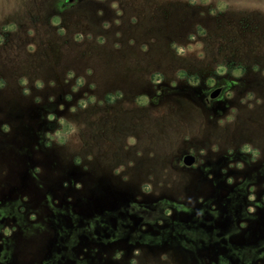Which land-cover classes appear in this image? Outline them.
<instances>
[{
    "label": "rangeland",
    "instance_id": "rangeland-1",
    "mask_svg": "<svg viewBox=\"0 0 264 264\" xmlns=\"http://www.w3.org/2000/svg\"><path fill=\"white\" fill-rule=\"evenodd\" d=\"M109 2L17 0L3 20L17 31L0 33V264H264V14L228 4L209 15L216 0L204 8L187 0H118L116 16ZM53 16L59 23L50 22ZM197 41L202 59L195 51L177 56L171 47ZM217 64L229 72L215 76ZM235 66L243 70L239 78L230 75ZM69 69H91L75 93L73 81L63 83ZM178 70L184 79L176 78ZM152 73L163 77L160 84L149 81ZM193 75L195 87L187 83ZM208 76L222 87L221 99L205 100L213 89L204 84ZM86 92L97 99L109 93L112 103L69 112ZM248 93L252 98L241 104ZM139 95L149 98L147 106L133 103ZM233 107V121L218 125ZM49 113L75 128L62 145L47 141L45 133L60 128ZM127 137L136 144L125 150ZM243 143L259 151L254 162L239 152ZM189 148L195 167L181 163ZM237 161L242 168L228 167ZM143 183L150 192H142Z\"/></svg>",
    "mask_w": 264,
    "mask_h": 264
},
{
    "label": "clouds",
    "instance_id": "clouds-1",
    "mask_svg": "<svg viewBox=\"0 0 264 264\" xmlns=\"http://www.w3.org/2000/svg\"><path fill=\"white\" fill-rule=\"evenodd\" d=\"M117 2L118 0H110L109 2V7L112 8V9H117ZM211 2V0H187V3L190 5V6H200L202 8L204 7H207V5ZM228 4H231L233 5V9L235 11L237 10H246L248 12H252V11H258L260 12L261 14H264V0H216V6H215V9L213 8H208V14L209 15H214L216 11H223L227 6ZM18 3H17V0H0V33H14L17 31V25L16 23L14 22H9L7 24L3 23V20L5 18L6 15H8L9 11L18 7ZM97 15H102V12L101 10H97ZM115 15L116 16H119L121 15L120 11L117 9V11L115 12ZM200 15H204L203 12L200 13ZM53 25L59 23V18L58 17H55L53 16L51 18V21H50ZM134 22V20H133ZM113 24H119V21L118 20H113L112 21ZM102 27L103 28H108L109 25L107 22H102ZM60 32L62 33L63 32V29L60 30ZM27 34L29 36L32 35V31L31 29H27ZM197 34L198 35H203V31L199 29V26H197ZM117 36H119V33H116ZM90 38V37H89ZM75 39L79 40L80 39V36L77 35L75 37ZM187 39L189 41H194L196 39V36L193 35V34H189ZM3 40H4V37L3 35H0V44L3 43ZM97 42L98 43H103V39L100 38V37H97ZM129 43H131V41H129ZM115 46H118V45H114ZM28 50L31 51L33 50V46L31 44H29L28 46ZM171 47L175 50V54L177 56H183L186 52H193L195 51L196 55L198 58H203V53L200 52V51H196L197 49H200L201 48V44L199 41H197L195 43V45L189 43V44H186V45H177L175 43L171 44ZM255 67H253V71H255ZM213 73L215 76H224L226 73L229 72V69L222 65V64H217L213 67L212 69ZM242 72L243 70L239 67V66H235L233 67L231 70H230V75L233 76V77H236V78H239L241 75H242ZM91 69H85V72H84V75H77L75 72H73L71 69L67 70L64 74V79H63V83L64 84H68L69 81H73V83L71 84L70 86V92L71 93H75L78 89H80L81 87H83L86 83L85 81V76H91ZM175 76L177 79H184L185 77V72L183 70H178L176 73H175ZM149 81L155 86V85H158L161 83L163 77L159 74V73H152L149 77H148ZM233 84L236 82L235 80H232L231 81ZM20 85H24L26 83L25 80L21 79L19 81ZM187 83L190 85V86H197L200 81L198 79L197 76L193 75V76H190L187 78ZM204 84L206 86V88L208 89H212L214 88V86H216V80L214 79L213 76H208L205 81H204ZM33 85L36 89H41L44 85H43V82L39 79L35 80L33 82ZM48 86L49 87H54L55 86V82L53 80H49L48 81ZM170 86L172 87H175V80L173 81H170ZM0 87H3V81H0ZM87 87L88 89L90 90H93L95 89V83L93 82H89L87 84ZM22 91H23V94L24 95H28L29 94V90L27 87H23L22 88ZM157 95H159V91H157L156 93ZM117 96L120 95V93L117 92L116 94ZM232 95L233 93L231 91H225L223 93V97L226 98V99H231L232 98ZM252 98L251 94L248 93L246 94L245 98H242L240 100V103L243 104L245 103V99H248L250 100ZM49 99V102H51L54 97L52 96H49L48 97ZM64 99L67 101V100H70L71 99V96L70 95H65ZM217 100L221 99V96H217L216 97ZM107 101L108 103H112V96L107 93L104 95L103 99H97L95 95H89L87 92L83 94L82 98L78 99L77 102H76V105L75 106H72L69 108V112H75L77 110V108L83 110V109H86L89 105H92V104H96L98 106H101L104 101ZM35 102H39V97H36L35 98ZM133 103L138 106V107H145L148 105L149 103V98L146 96V95H139V96H136ZM256 103H260L259 100L256 101ZM249 109H251L253 107L252 104H248L247 105ZM58 108L62 109L63 108V105H59ZM229 113H232L234 114L235 113V108H230L229 111H228V114L226 116H224L222 119H218L217 120V124L220 125L221 127L224 125V123L227 121V122H232L233 119H234V116L233 115H230ZM46 119L48 121H52L54 119L57 120V123L60 125V128L55 131L54 133H45V136L47 137V141L48 142H51V141H56L58 144H63L67 138V135L70 133V132H73L75 131V128L74 126L66 121L64 118H56L53 114L49 113L46 117ZM5 130L6 127H5ZM185 140L189 139L188 136H185L184 137ZM136 144V141L133 137H127L125 138V150H127L128 147L130 146H134ZM218 150L217 148V145L216 144H212L211 145V151L212 152H216ZM189 154H193V150L191 148H189L188 150ZM226 152L228 155H231L232 154V148L231 147H228L226 149ZM239 152L240 153H243V154H250V159L251 161H255L257 159V157L260 155L259 151L254 148L251 144L249 143H243L240 145L239 147ZM142 153L140 151H137L135 153L136 156H140ZM199 154L201 156L204 155V149H200L199 150ZM148 155L151 157L152 156V153H148ZM87 159H91V157H87ZM75 163L79 164L80 163V158L79 157H76L75 158ZM128 166L131 167L132 166V161L129 160L128 162ZM196 165L193 164L192 167H195ZM229 168H232V167H235L237 169H240L243 167L242 163L237 161L234 165L233 164H229L228 165ZM123 170V165H119L117 166L115 169H114V173L115 174H118L120 173L121 171ZM221 171L223 172L224 169H221ZM126 179V177H125ZM152 177L149 176L148 177V180L151 181ZM226 183L228 184H231L232 183V178L229 177L227 178L226 180ZM76 187H79V185L77 184ZM152 189V186L150 183H143L141 185V190L142 192L144 193H148L150 192ZM253 192H254V189L252 187H249L248 188V195H247V199L248 201H254L255 197L253 195ZM261 200L264 201V197H261ZM254 211V209L252 207H248L247 208V212L248 213H252ZM5 212L4 210H0V216L4 215ZM169 211L168 209H165L164 210V215H169ZM34 217H30V219H32ZM243 226V225H241ZM3 233L5 236L9 235L10 233V230L8 228H4L3 229ZM121 253L120 252H117L115 253V257L116 259H119ZM139 255V251L136 250L133 252V256H137ZM161 259H166V257L164 256H161ZM130 264H137V261L135 259L131 260L130 261Z\"/></svg>",
    "mask_w": 264,
    "mask_h": 264
},
{
    "label": "water",
    "instance_id": "water-1",
    "mask_svg": "<svg viewBox=\"0 0 264 264\" xmlns=\"http://www.w3.org/2000/svg\"><path fill=\"white\" fill-rule=\"evenodd\" d=\"M71 1V0H68ZM222 91V87L218 86L213 88L209 93H208V97L205 99L206 101H208L209 99H214L216 98ZM195 156L193 154H189L186 153L182 156L181 158V163L185 166V167H190L195 163Z\"/></svg>",
    "mask_w": 264,
    "mask_h": 264
}]
</instances>
